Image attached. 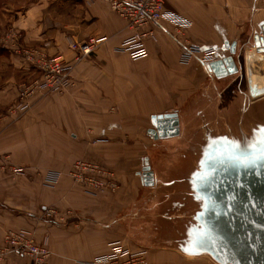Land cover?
<instances>
[{"label":"crops","instance_id":"obj_1","mask_svg":"<svg viewBox=\"0 0 264 264\" xmlns=\"http://www.w3.org/2000/svg\"><path fill=\"white\" fill-rule=\"evenodd\" d=\"M166 7L191 21V27L180 30L170 18L163 19L162 27L178 37L187 36L202 49H215L218 59L230 56L226 42L241 46L264 27V0H170ZM162 27H152L151 34L150 29L134 30L105 2L87 7L84 0H0V37L13 28L28 46L52 54L67 50L66 36L77 41L106 38L90 60L75 66L64 91L33 97L29 113L17 123L5 113L17 103L25 80L37 73L0 46V150L10 147L0 153V244L5 231L26 228L49 238L50 264H93L96 256L110 253L109 243L122 238L113 224L140 200L145 189L142 177L131 178L117 168L123 172V185L117 194L100 198L86 197L67 179L55 189L45 188L41 177L49 170L66 174L79 159H101L115 166L108 149L123 143L115 144L114 138L125 137L130 129L135 132L147 113L171 106L181 113L180 108L200 97L213 75L207 73L205 79L196 73V61L182 63L181 47ZM142 34L147 35L150 56L129 60L147 61L152 72L129 79L125 71L130 63L119 59L124 53L113 49ZM141 81L151 84L141 88L134 83ZM233 84L232 93L237 91ZM117 126L123 131L118 132ZM96 140L109 143L96 144ZM116 156L118 163L132 159L128 151ZM12 166L25 167L23 177L14 178ZM51 208L72 211L74 216L67 222L43 219L42 213ZM0 264L33 261L9 259Z\"/></svg>","mask_w":264,"mask_h":264},{"label":"water","instance_id":"obj_2","mask_svg":"<svg viewBox=\"0 0 264 264\" xmlns=\"http://www.w3.org/2000/svg\"><path fill=\"white\" fill-rule=\"evenodd\" d=\"M225 45L230 56L209 64L208 74L216 83L206 85L181 113L169 110L151 118L157 130L149 134L161 144L184 139L190 113L209 116L197 152L177 164L173 206L162 201L160 178L149 157L140 174L145 197L136 210L143 218L154 213L156 239L165 231L177 240L164 245L140 232L135 240L144 248L173 250L189 260L264 264V27L248 43ZM235 82L241 100L233 110L228 100L223 110L230 120L220 121L222 91L232 93ZM150 201L156 202L154 209H142Z\"/></svg>","mask_w":264,"mask_h":264},{"label":"rangeland","instance_id":"obj_3","mask_svg":"<svg viewBox=\"0 0 264 264\" xmlns=\"http://www.w3.org/2000/svg\"><path fill=\"white\" fill-rule=\"evenodd\" d=\"M117 57L119 59L125 60L128 63H130L129 65L131 68L125 71V74H128L130 76L129 79H135L137 76H145V74L152 72V66L149 65L147 61L133 63L129 60L128 55L125 54L118 55ZM86 60H90V59L86 58ZM39 77H40L39 73H37V75L30 77L31 80L29 79L25 80L28 83L24 82L23 85L21 86V90H20L21 93L15 105L20 104L21 102L20 97L22 96V93L24 92L25 88H27L30 85V83L36 82ZM202 77H204L205 79L208 78L206 74H204ZM134 83L137 86L138 85L141 86V88H144V86L151 84L145 81H141L138 83L134 82ZM222 93L223 95L220 98V102H223L224 104L222 103L223 106H221L222 112L220 115V121H225L228 119L230 120V117L227 118V112L223 110L224 106L228 104V100H229L230 109L233 110L235 99L236 98L240 99L241 96L240 94L238 95L231 93L229 89L228 92L222 91ZM225 95H228L229 98L226 97L227 98L226 99ZM190 103L188 102L187 105H184L179 110L181 111L187 109ZM171 107L162 108L161 109L162 111L160 113L159 112L147 113L146 115H144L145 122L141 124L139 127H136L137 129L135 130V132L132 131V129H130L129 132H124L125 137H119L113 139L115 144H120L121 142L123 144H121L119 148L108 149V153L110 155L109 157L114 156L116 159L117 154L123 153L124 151H128L131 155L130 156V158H132L131 160L118 163L115 161V159H113L112 162L117 163L113 167L108 166V162L107 161L105 162L104 160L101 159H96V160L93 159V164L101 163L102 165H105L108 168L113 169L115 175L119 179L118 186L120 188L123 185L122 173L123 172L130 173L131 178L137 177L136 175L140 176V174L142 173V169L144 167L145 158L149 157L151 165L155 169H157V174L160 178L162 201L163 203H165L170 200L169 204L173 206V199L176 200V191L178 186L176 180L177 164L179 160H181V157L192 156L194 155L193 153L197 152L198 144L201 142L200 137L202 135L204 122L206 121V117L209 116L207 114L199 113V112L190 113L186 120L187 127L185 131L184 139L180 141L174 140L173 142H163L160 144L158 141L154 140V137L151 134H149V130H157L153 125L151 118L153 115L165 114L168 110L174 109ZM9 111L10 110H8V113H5L6 116L9 117V119L12 120L13 122L17 123L20 122L24 117H26L30 110L27 113H24L22 115L17 114L15 116L11 115ZM232 118H234V116H232ZM135 126L137 125L135 124ZM116 130L118 132L123 131L121 129V126H117ZM138 139L140 140L141 143L137 142ZM95 142L96 144H108L109 140H105V141L96 140ZM8 149H10V147L0 150V153H5ZM101 157L105 159L104 156ZM84 162H86V160L83 159H79L75 161L72 168L66 174L53 170H49L45 172L41 177L42 185L45 188L55 189L59 185H61L62 182L65 181V179H67L72 183V185L77 187L85 184V182L89 181L88 179H84L83 181L84 183H81V181L78 182L74 181L70 176L73 167L75 168L79 167L78 169L79 172H83L85 168ZM117 168H120L123 172ZM9 171L14 178L23 177L21 175L25 173L26 168L12 166L9 168ZM87 174L88 173H86V175ZM56 175H61V180L59 181V183L52 181V177ZM118 192L119 190L113 193L107 192L99 196H89V195H85V196L89 198H100L108 195H115ZM143 193L141 195L140 200L135 203V206L144 200L145 195ZM155 203H153V201H150V203L145 204L142 209H144L145 207H150L152 205L153 206L151 209H154L156 205ZM135 206L131 210L123 211L121 215L116 219L115 224H113L114 226L113 228L115 232L116 233L118 232L119 235L122 233V238L109 243V245L111 246L110 253L96 256L93 259V264H211L208 259L190 261L189 259H186L181 255H179L178 253L172 252L170 250L149 249L144 247L142 248V246L135 240V237L139 232L141 234H145L146 237L151 241H156L158 239V242H161L164 245H174L177 239L175 238L174 234L165 231L162 232V236L160 239L158 237L156 239V234L153 228L155 227V225H158L159 223L157 224L158 221L154 217V213H151L152 216L150 218H148L149 213L147 214L146 217L144 216L143 218L142 212L141 213L138 212L141 209L138 210L137 208H135ZM51 209H53L54 211L52 212V215L49 216L47 211L50 209H46L44 213H42L43 219L56 220L58 218L59 219L64 218L67 222V220L69 219L68 217L74 216L72 211H67L65 213L62 211H58L57 208H51ZM29 236H32L35 239V242L37 243H41L43 241V238L45 237L33 230H28L26 228L20 230L9 229L5 231L2 237V242L0 244V263L5 262L9 259H25V257L19 256L17 252L19 247L31 242L32 239H29ZM51 244L52 243L50 242V257L48 263L51 262V258H52ZM133 247H138V248H133ZM142 251H146V253ZM141 255H145V256L141 258L140 257ZM33 264H35V262H33Z\"/></svg>","mask_w":264,"mask_h":264},{"label":"built area","instance_id":"obj_4","mask_svg":"<svg viewBox=\"0 0 264 264\" xmlns=\"http://www.w3.org/2000/svg\"><path fill=\"white\" fill-rule=\"evenodd\" d=\"M87 7H93L100 2H105L111 12L119 19L128 22L129 27L134 30L151 29L152 27H162V21L170 18L177 28L189 29L191 21L167 10V2L170 0H84ZM163 28V27H162ZM164 29V28H163ZM164 32L169 34L172 39L181 47V62L188 64L196 61L199 64V70L196 72L201 77L209 73V64L215 62L219 58V53L215 49H202L194 44L187 36L178 37L169 33L166 29ZM146 34L135 35L126 39L121 45L115 47V53H124L129 56L132 61H139L150 56L149 49L145 43ZM106 38L91 37L84 41H77L72 36H66L64 41L67 50L64 52L52 54L47 50L30 47L24 39L23 34L13 28L8 29L0 37V46L11 50L17 54L29 69H34L39 73L36 82L30 83L25 88L20 97V104L12 106L9 113L13 116L17 114L27 113L32 107L31 99L37 96H45L57 91H64L72 81V73L75 66L91 58L96 52L99 45ZM213 75V74H210ZM8 113V112H7ZM85 168L83 172H79V167H73L70 176L74 181L84 179L89 181L79 186L83 193L89 196H99L107 192H116L120 190L118 184L119 179L115 175L113 169L108 168L101 163L93 164V161L84 162ZM86 173H88L86 175ZM61 175L52 177V181L59 183ZM53 209L47 211L49 216L52 215ZM30 243L19 247L17 254L25 259H31L35 264H50V241L48 237H44L41 243L35 242L32 236ZM145 252L146 251H142ZM145 255H141L143 258Z\"/></svg>","mask_w":264,"mask_h":264},{"label":"trees","instance_id":"obj_5","mask_svg":"<svg viewBox=\"0 0 264 264\" xmlns=\"http://www.w3.org/2000/svg\"><path fill=\"white\" fill-rule=\"evenodd\" d=\"M233 94H238V95H239L238 91L233 92ZM240 99H241V98H240ZM240 99H239V98H236V99H235L234 107L236 106L237 102L240 101ZM170 220H171V222H172L174 219L171 218ZM170 220L168 219V222H170Z\"/></svg>","mask_w":264,"mask_h":264},{"label":"bare ground","instance_id":"obj_6","mask_svg":"<svg viewBox=\"0 0 264 264\" xmlns=\"http://www.w3.org/2000/svg\"><path fill=\"white\" fill-rule=\"evenodd\" d=\"M213 77H214V76H213ZM214 80H215V78L211 80V83H213V84H214V83H215V81H214ZM213 90H214V88H213ZM140 176L142 177V175H140ZM144 191H145V189H144ZM172 252H176V251H173V250H172ZM176 253H177V252H176ZM178 254H179V253H178ZM190 261H192V260H190ZM210 263H211V262H210ZM211 264H213V263H211Z\"/></svg>","mask_w":264,"mask_h":264}]
</instances>
